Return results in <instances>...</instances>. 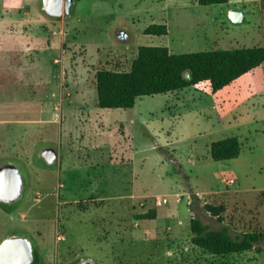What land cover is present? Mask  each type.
Wrapping results in <instances>:
<instances>
[{
	"label": "rangeland",
	"instance_id": "rangeland-1",
	"mask_svg": "<svg viewBox=\"0 0 264 264\" xmlns=\"http://www.w3.org/2000/svg\"><path fill=\"white\" fill-rule=\"evenodd\" d=\"M233 7L75 0L70 17L55 19L42 0L0 2V167L15 164L24 179L22 198L0 204V243L27 237L34 264H264L256 251L207 253L191 232L194 217L232 234L264 232V64L217 93L204 82L141 97L133 109L98 106L97 72L130 71L141 46L264 47V20L234 23ZM154 24L169 34H146ZM229 137L239 138L240 156L213 160L211 144ZM48 146L59 152L53 166L40 157ZM111 161L124 163L122 174L97 177ZM205 204L223 205L224 221ZM151 209L157 219H137Z\"/></svg>",
	"mask_w": 264,
	"mask_h": 264
},
{
	"label": "trees",
	"instance_id": "trees-1",
	"mask_svg": "<svg viewBox=\"0 0 264 264\" xmlns=\"http://www.w3.org/2000/svg\"><path fill=\"white\" fill-rule=\"evenodd\" d=\"M230 0H198L201 6L225 5ZM148 35L169 34L166 24L149 26ZM264 64V47H241L176 54L165 46H141L130 71L99 70L97 72L98 106L101 109H133L137 99L168 94L208 82L213 93L231 85L252 70ZM187 74L190 76L187 77ZM242 145L238 137L213 142L211 157L215 161L238 158ZM192 201L200 203L199 195L191 192ZM204 210L223 222V205H203ZM138 220L157 219V210L151 209L137 216ZM192 243L215 256L225 257L256 251L264 253L260 243L264 232L231 233L230 228L214 230L199 218L191 220Z\"/></svg>",
	"mask_w": 264,
	"mask_h": 264
},
{
	"label": "water",
	"instance_id": "water-1",
	"mask_svg": "<svg viewBox=\"0 0 264 264\" xmlns=\"http://www.w3.org/2000/svg\"><path fill=\"white\" fill-rule=\"evenodd\" d=\"M3 0H0L2 2ZM75 0H42V9L50 18H68L72 15ZM229 18L234 23L243 21V13L234 8L229 12ZM119 41L125 42L130 38L126 29H120L116 34ZM190 75L187 74V77ZM40 157L49 165H55L59 160V152L55 147L42 149ZM24 179L20 169L12 163L0 167V204L13 205L23 196ZM35 251L31 241L24 236H11L0 243V264H34ZM79 264H96L87 259Z\"/></svg>",
	"mask_w": 264,
	"mask_h": 264
},
{
	"label": "crops",
	"instance_id": "crops-1",
	"mask_svg": "<svg viewBox=\"0 0 264 264\" xmlns=\"http://www.w3.org/2000/svg\"><path fill=\"white\" fill-rule=\"evenodd\" d=\"M229 3L233 4V8H237L242 11L243 20L245 19L246 14H257L260 16L261 21L264 20V0H230ZM260 29L264 32V28ZM123 167L124 163L120 161H111L103 166H100L96 175L97 177L103 175L105 178L113 179L119 174H122ZM127 168L129 169V167ZM131 169L134 172L133 167H131Z\"/></svg>",
	"mask_w": 264,
	"mask_h": 264
},
{
	"label": "built area",
	"instance_id": "built-area-1",
	"mask_svg": "<svg viewBox=\"0 0 264 264\" xmlns=\"http://www.w3.org/2000/svg\"><path fill=\"white\" fill-rule=\"evenodd\" d=\"M229 183L230 184L235 183V180L232 179L229 181ZM167 202H168L167 199H159L157 200V206H162L163 204H166Z\"/></svg>",
	"mask_w": 264,
	"mask_h": 264
},
{
	"label": "flooded vegetation",
	"instance_id": "flooded-vegetation-1",
	"mask_svg": "<svg viewBox=\"0 0 264 264\" xmlns=\"http://www.w3.org/2000/svg\"><path fill=\"white\" fill-rule=\"evenodd\" d=\"M79 264V263H78Z\"/></svg>",
	"mask_w": 264,
	"mask_h": 264
}]
</instances>
